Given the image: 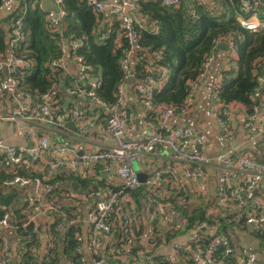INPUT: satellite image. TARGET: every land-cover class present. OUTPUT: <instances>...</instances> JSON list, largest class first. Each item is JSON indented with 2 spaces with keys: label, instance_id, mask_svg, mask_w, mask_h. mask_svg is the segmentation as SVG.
Segmentation results:
<instances>
[{
  "label": "trees",
  "instance_id": "obj_1",
  "mask_svg": "<svg viewBox=\"0 0 264 264\" xmlns=\"http://www.w3.org/2000/svg\"><path fill=\"white\" fill-rule=\"evenodd\" d=\"M241 1L182 0L178 6H174L163 4L162 0H136L137 14L148 24L147 28L138 29L136 48L123 34L120 20L116 16H111L110 21L108 19L103 22L102 12L95 11L86 0H61V7L65 11L62 28L67 27L70 41H84V45L78 48L76 54L92 67L89 71L91 79L101 80V86L94 91L102 102L114 104L119 84L127 81L121 61L126 58L128 52L131 53L130 66L135 69V82L130 84L127 81L128 86L137 87L138 90L143 84L147 86L149 78L159 82V86L152 88L149 93H140L138 90L139 99L145 105L146 121H156L159 108L172 106L179 109L183 106L189 94V82L199 77L205 58L217 51V41L231 39L235 49L234 56L229 54L228 66L222 70L219 96L225 103L242 104L248 115H251L256 108L261 107L260 96L256 94L255 87L257 75L264 64V29L251 31L240 24L238 18ZM2 2L3 0H0V6ZM262 2L264 3V0ZM41 3L42 0H18L4 16H0V57L9 51V40L17 21L22 23L24 37L13 46V51L18 56L31 60L32 65L29 68H16L13 75L19 81L21 92L31 94L36 104L43 101V95L53 93L60 86L77 88L81 84L78 78L74 81L65 80L62 78L63 71L52 72L48 67L53 59L63 55L62 35L50 29L47 11ZM154 24H157V30L150 28ZM162 67L167 68L165 75L159 70ZM148 68H153V72L150 73ZM88 87L91 88L90 85ZM6 94L7 92L0 97V103H4ZM68 95V108L79 107L80 102L87 101L98 106L95 114L101 110V106L90 97ZM57 100L63 104L67 99L58 93ZM90 112L92 113L93 109ZM84 113L89 115V112ZM52 116L56 118L53 114ZM128 116L130 118L129 114ZM103 122L105 124V121ZM6 158V154L0 153V195L14 193V186L18 184L7 183L15 176L29 177L39 180L45 186H55L54 190L44 194L45 198L55 200L58 207L57 211L48 215H56L62 210L63 206L57 203L56 198L66 191L62 189L61 184L73 177H60L53 173L48 176V166L39 170L34 166L37 161L31 163L29 158L13 166L6 165ZM97 166L94 169H97ZM93 181H97L95 175L82 180L81 184L87 189ZM119 189V185H110L108 191ZM14 195L16 201L23 198L19 193ZM131 195L135 199L143 196L148 199L150 191L145 183H141ZM164 201L171 202L180 213L183 226L177 229L173 221L170 225L167 224L169 226L156 221L154 233L148 240L149 248L134 244L129 230L128 238V234L125 235L118 226L112 230V240L117 244L129 241L130 247L126 252L129 260L124 262L117 257L125 252L114 253L116 257L112 264H176L167 260V256L162 255L159 248L181 233H191L196 225L204 221L214 225L216 233L211 235L207 230L199 231L198 240L189 242L195 253L198 247L208 251L214 242L220 241L213 253L215 263L232 264L235 261L243 248L239 246L236 249L232 234L237 228L247 225L244 217L234 220L225 213L209 215V205L188 203L189 198L183 190L178 193L173 191L170 198H165ZM21 205H15L12 213L9 208H0V217L8 213L10 224L15 229L17 264H38L40 228L38 225L35 231L36 224L29 221L32 205L28 201V193ZM67 220L69 219L62 217L53 225L52 244L47 247L42 264H84L85 257L80 248L79 229L76 226L65 230L62 244L57 239L61 234L59 225ZM255 234L260 238L264 237L260 233ZM5 237L7 238L5 233L0 232V245ZM9 243L13 253L10 240ZM228 248L232 250L230 254L227 253ZM108 249L110 250L109 245ZM174 258L182 259L186 264H200L189 254L187 248L177 251ZM13 262L12 258L11 264Z\"/></svg>",
  "mask_w": 264,
  "mask_h": 264
},
{
  "label": "built area",
  "instance_id": "obj_2",
  "mask_svg": "<svg viewBox=\"0 0 264 264\" xmlns=\"http://www.w3.org/2000/svg\"><path fill=\"white\" fill-rule=\"evenodd\" d=\"M181 1L182 0H162L165 5L174 6H178ZM17 2L18 0H3L0 6V16H4L9 8L16 5ZM86 2L97 12H108L110 15L116 16L120 20L123 34L129 39L132 46L136 48L135 43L137 44L139 34L138 29L147 28L146 24L135 13V10L138 8L136 0H86ZM54 3L59 7V10H46L47 22L53 32H59L62 35L61 49L63 55L57 59H53L48 64V67L52 72L64 71L67 58L77 67V78L81 81V84H79L77 88L65 87V92L67 94H78L83 98L90 97L101 106V110H99L97 116L99 119L105 121L104 125L106 131L110 135L111 143L101 150L88 155L86 157L87 163L96 165L97 163L103 162L106 163L109 168H111V163L113 162L119 164L116 169V176L119 181L120 189L115 191L110 190L105 199L99 200L91 216L92 229L89 236L88 249L93 256V264H101L103 262L101 247L103 245V240L112 235L113 216L115 214L120 216V228L125 235L128 234V238V230L130 232L131 223L140 220L139 214H135V216L133 215L132 217L122 213L119 204L123 194L135 192L137 187L141 184L135 167V161L137 159L154 153L160 145H167L174 152V159L182 165L190 180L197 182L206 177L211 161L201 151H188V145L192 138L197 136L199 139L205 141L206 134L192 127L174 126L170 123V119L176 114H185L191 111L195 103L196 91L200 81L211 68L216 52L211 53L205 58L199 77L189 82L190 90L183 106L179 109L172 106H167L163 109L159 108L156 121H146L145 119L147 126L146 135L142 138H129L126 129L130 118L122 111L121 106L125 102L127 96V81L129 82V78L131 77L135 79V69L130 66L129 62L131 53L128 52L126 58L121 61L127 81H122L119 84L116 102L112 105L102 102L94 91L101 86V80L91 79L89 71L92 70V67L87 65V63L76 54L78 48L84 45V41H70L68 38V42H64V29L62 25L65 11L61 7V0H55ZM239 10L238 19L243 27L251 31L264 29V3L262 0H242ZM16 24L12 37L9 40V51L5 56L0 57V97H3L6 92L10 91L12 96L11 99L14 103L10 111H7V107L4 103H0V151L6 150L7 158L5 164L11 166L22 163L25 161V157L22 149L9 146L5 142L3 138V126L5 122H10L14 129L22 135L30 134L31 127L38 128L47 121L54 122L60 127L65 125L64 116H56V118L52 116V102L50 101L51 92L43 95V101L36 104L31 94L28 92H21L19 89V81L13 75V72L16 68L31 67L32 62L23 56H18L13 51V46L24 37L22 34L21 21L18 20ZM150 28L152 30H157L158 26L154 24ZM221 41H225L229 45V51L233 54L235 49L231 39H221L217 41L215 46L216 49L217 44ZM159 70H161L164 75L167 72V68L165 67L159 68ZM148 71L152 73L153 68H148ZM88 85L91 86L90 89ZM157 86H159V82L153 78H149L147 86L143 84L138 90L140 93H149L152 88ZM221 86V78L219 77L212 86V105L210 113L221 130L225 145L230 148L236 135L235 115L233 107L231 106L232 103L223 102L219 96ZM263 88L264 64L257 75V85L255 87L256 94L259 95ZM258 110L259 109L256 108L254 113L248 115L245 123L248 128H252L254 125ZM84 112L85 111L80 107H73L71 109V114L80 128L94 121L96 122L94 116H87ZM49 151H57L71 155L76 153L74 147L53 144L50 138L45 136L36 140L30 149H28L30 156L29 161L31 163L38 161ZM215 162L223 170L236 173V178H234V180L230 178L226 179L222 186L219 204L224 208H234L243 200L245 193L254 191L259 184L264 183V161L256 160L247 155H231L228 152H221L216 155ZM53 168V164L48 167V176L52 175ZM165 175L172 176L171 180L173 183H178V178L174 174L173 167L170 166L163 170L162 176ZM161 180V177H152L149 178L145 184L150 191L148 200L153 208V217L155 221L159 220L162 224H165V226H169L173 221V217L169 213V208H172L173 212L178 216L181 217V215L175 210L171 202L166 203L164 201L165 196L160 186ZM32 183L36 184V189L28 193V201L32 205L29 221L36 224L34 229L37 231V218L41 215H48L50 212L58 210L55 200L44 198V194L54 190L55 186H45L41 184L39 180H33L29 177L22 176H15L14 179L7 184L30 185ZM175 189L177 193L183 190L181 185L177 186V188L175 187ZM199 193L204 195L203 186L199 188ZM64 196L76 198L69 192H66ZM252 201V208L248 209L244 214L246 224H248L254 232L264 236V200L259 196H254ZM0 208L4 209L7 207L0 205ZM9 219L10 216L8 213L3 215L0 217V225L11 226ZM204 229L207 231H214L216 227L206 221L196 225L194 230L189 233V242H196L199 238V231ZM219 243L220 241L214 242L208 251L202 247H198L195 255L197 261L200 264H215L213 253L216 251ZM9 244V239L6 237L3 238V243L0 245V264H11L13 253L10 251ZM51 244L52 242L50 240L48 246H51ZM109 246L113 254H120L121 252L126 253L130 247L129 241H122L121 244H117L112 239L109 242ZM184 248H186V246L183 244L175 245V253ZM231 251L230 248L227 249V253L230 254ZM34 254L36 255L37 253ZM173 256H167L166 258L176 263V259ZM83 261H85V258ZM232 264L254 263L248 250L243 248Z\"/></svg>",
  "mask_w": 264,
  "mask_h": 264
},
{
  "label": "crops",
  "instance_id": "obj_3",
  "mask_svg": "<svg viewBox=\"0 0 264 264\" xmlns=\"http://www.w3.org/2000/svg\"><path fill=\"white\" fill-rule=\"evenodd\" d=\"M43 1L44 0H42L41 3L42 7ZM51 1L55 2V0ZM137 10L138 9L135 10V13L138 16ZM102 14L104 17L103 22L108 19L109 21L111 20L112 15L108 12H102ZM142 21L144 23L146 22L145 20ZM229 54H231V51L217 49L211 68L200 81L199 87L196 91L195 103L191 111L185 114H176L170 119V123L174 126L192 127L206 134L205 141L196 136L191 139L188 145V151H201L211 161L206 177L197 182L190 180L182 165L174 159V152L167 145H160L154 153L137 159L135 161V167L138 173L148 175L146 181L152 177L162 178L160 186L166 199L170 198L173 191L176 190L175 187L177 188V186L181 185L183 191L189 198L188 203L196 205L203 203L209 205L207 209L209 215L225 213L226 216L233 217L235 220L236 218L244 217L245 212L252 208V200L254 196H259L264 200V183L259 184L254 191L245 193L243 200L234 208H224L219 204V196L222 186L226 179L230 178L234 180V178H236V173L223 170L216 164L215 159L218 153L228 152L231 155H247L256 160L264 161V88L259 94L261 107L258 110V115L252 128H248L245 125L248 118L246 108L240 103H232L231 106L234 110L236 122V135L232 146L228 148L224 143L221 130L215 123L210 112L212 105V86L221 76L222 70L228 66ZM232 56H234V54H232ZM65 64L62 78L74 81L78 77L77 67L67 58ZM58 93L63 98L67 99L65 103H59L57 100ZM11 97L10 91L7 92L4 97V104L7 107V111H10L14 105ZM139 97L137 87L127 86V96L121 109L127 115H130L126 129L129 138H142L147 133L145 105H143V102H141ZM68 99L69 95L65 92L63 86L58 87L50 97V101L53 105L52 114L56 116L62 112V114L57 116H64L65 118V125L63 127L58 126L54 122L47 121L38 128L31 127L30 134L22 135L14 129L10 122H5L3 126V138L5 142L9 146H15L22 149L25 159L30 157L28 149H30L36 140L45 136H48L53 144L72 146L76 150V153L73 155L57 151H49L34 165L35 168L43 170L46 166L49 167L53 164V174H55V176L73 177L70 178L69 181L61 184L62 189H65L66 191L56 198L57 203L63 206L62 210L56 215H41L37 218V224L40 228L38 264H42L44 261L45 250L52 237L53 225L57 222V219H62V217L68 218L69 220L64 221L65 223L63 222L59 225V230L61 232L57 237L59 243L62 244L64 241L65 230L70 226H76V228L79 229L78 237L81 243L80 248L85 257L84 264H93V256L88 249L89 236L92 229L91 216L94 212L96 203L108 196L109 186L119 185L116 176V169L119 166L117 162L111 163V168H109V166L103 162L97 163L96 165H90L86 161L88 155L101 150L103 147L111 143L110 135L106 131L103 120L98 118V113L95 114L98 106L87 101L79 103V107L85 112H89V115L92 117L94 116V120H96V122L94 121L93 123L80 128L71 114V108H68ZM92 109L93 112L91 113L90 111ZM0 153L6 154V150H1ZM95 166H97V169H94ZM170 166L173 167L174 174L178 178L177 184L173 183L170 179L172 176H170V178L167 175L162 176L163 170ZM92 175H95L97 181H93L86 189L82 186L81 181L88 179ZM74 182H76L75 187L72 186V183ZM202 186L204 189V195L199 193V188ZM35 189V183L14 186V193H11L13 195L12 204L10 207H7L10 209V212L12 213L15 205L18 207L21 205L26 193L33 192ZM66 192L71 193V195L73 194L76 198H68L64 196ZM15 193L23 195V198H19L20 201H16ZM119 204L120 211L125 215L132 217L133 215L135 216V214L140 215V220L138 222L135 221L130 225L132 242L137 246L144 245L149 248L148 240L154 233L153 229L156 224L150 201L145 196L140 199H135L130 193H125L121 196ZM169 213L173 217V222L175 223L176 228H181L183 226L182 218L173 212L172 208H169ZM120 220L121 218L119 215L115 214L113 216V230L120 226ZM0 232L5 233L7 238L11 241L13 249V264H17L15 243L16 232L14 227L0 225ZM208 232L211 235H215L216 230ZM188 238L189 233H181L172 238L168 244L161 246L159 252L165 256L174 255L173 257H175V245L183 244L186 246L189 254L192 257H195L196 253L190 245ZM111 239L112 235L106 237L103 240V245L101 247L103 262L107 256L111 257L109 264H112L116 257V255L108 249ZM232 240L236 245V249L240 246L241 249L245 248L248 250L254 264H264V237H258L248 224L245 227L241 226L237 228L234 234H232ZM117 257L124 262L129 260L127 253H122ZM178 263L186 264V262L184 263V261L179 258L176 260V264ZM215 264H221V262Z\"/></svg>",
  "mask_w": 264,
  "mask_h": 264
},
{
  "label": "water",
  "instance_id": "obj_4",
  "mask_svg": "<svg viewBox=\"0 0 264 264\" xmlns=\"http://www.w3.org/2000/svg\"><path fill=\"white\" fill-rule=\"evenodd\" d=\"M43 8L45 10H56L58 11L59 10V7L51 0H44L43 1ZM68 36H69V33L67 31V27H65L64 31H63V38H64V42L67 43L68 42ZM135 47H137V44L135 43ZM217 49H221V50H224V51H229L230 50V47L229 45L225 42V41H221L217 44ZM135 81V79L133 77L129 78V83H133ZM138 176H139V179H140V182L141 183H145L146 182V179L148 177L147 174H143V173H138ZM76 185V182L72 183V186L75 187ZM12 200H13V195L10 194L8 196H2L0 195V204L2 206H5V207H10L11 204H12ZM205 230V229H204ZM111 261V257H106L105 258V261L102 262L101 264H109V262ZM178 264H182V263H178Z\"/></svg>",
  "mask_w": 264,
  "mask_h": 264
}]
</instances>
